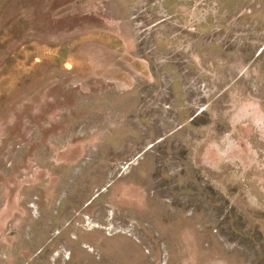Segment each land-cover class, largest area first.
<instances>
[{"label": "rangeland", "instance_id": "1", "mask_svg": "<svg viewBox=\"0 0 264 264\" xmlns=\"http://www.w3.org/2000/svg\"><path fill=\"white\" fill-rule=\"evenodd\" d=\"M0 264H264V0H0Z\"/></svg>", "mask_w": 264, "mask_h": 264}]
</instances>
